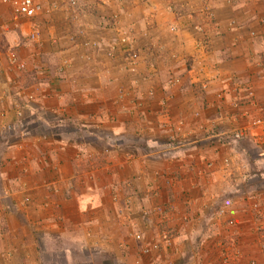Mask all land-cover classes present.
Listing matches in <instances>:
<instances>
[{
	"label": "crops",
	"instance_id": "obj_1",
	"mask_svg": "<svg viewBox=\"0 0 264 264\" xmlns=\"http://www.w3.org/2000/svg\"><path fill=\"white\" fill-rule=\"evenodd\" d=\"M80 1V7L76 8L80 11L73 7L72 12L69 11L70 4L75 6L76 0H68V11L61 15L66 20L65 26H52L48 31L44 29L48 41L46 44L42 37L38 49L33 52L36 56H22L18 65L6 60L7 52L0 56V264H57L59 258L66 257L67 262L68 258L75 257L68 250L58 251L50 242L56 238L57 231H63L61 226L76 225V215H88L95 206L91 192L99 190L95 187L99 185L92 182V186L90 181H82L86 175L82 176L79 166L84 158L78 152L84 146L71 142L68 123L76 125L72 129L74 135L79 129L85 133L103 126L106 135L112 130V135L120 143V135L130 128L123 122V115H131L133 109L137 111L141 107L129 95H133L135 90L120 94L111 89L115 83L125 80L109 75L107 70L116 66L119 54L121 59L125 55L118 40L122 32L120 15L126 18L129 28L151 33L153 40H156L157 31L167 34L176 61L182 60L179 63L186 68L199 69L204 65L203 78L212 90L222 89L226 84L229 99H242L237 108L240 113L250 111L253 106L264 115V0H175L183 2L178 9L171 5V0ZM4 5L0 4V17L4 20L3 25L0 22L1 49L4 43L7 44V36L10 38L14 33L16 39L23 41L22 35H18L20 30L12 25L11 17L3 13ZM173 11L181 17L176 27L182 25L183 29L180 26L182 30L172 35L163 27L165 16L172 18L176 15ZM193 17L197 26L188 32L185 27H190ZM7 26L12 29H7ZM56 30L62 34L55 35ZM19 42L16 40L17 44ZM78 48L91 51L88 57L92 62L83 58L81 50L79 58L68 59V53H76ZM102 60L105 68H102ZM26 63L35 64L34 69L39 64V70H35L37 74L31 75V69L26 72L23 69ZM180 68L184 71L185 67ZM190 71V75L194 74V70ZM107 84H110L108 90L104 89ZM190 99H195L191 93L189 96L181 92L177 95V114L198 110H192V105L187 102ZM138 101L144 102V107L149 102L144 99ZM231 108L216 106L215 114L218 116L212 120L230 113ZM143 121L145 129H152L149 117ZM199 122L193 121L194 131H200ZM247 128L250 127L240 130H244L249 141L255 144L264 142V138L260 141L254 137L261 132L255 133L254 128L248 132ZM215 136L221 135H212L208 140ZM243 140L240 143L246 142ZM230 142L225 144L230 162V169L226 168L230 178L241 176L236 180L240 183L230 179L233 184L224 180L219 185L215 182L212 186L191 187L188 177L193 180L202 178L199 181L208 178L211 182L229 176L218 170L221 169L216 160L219 151L212 147L203 151L197 148L200 145L187 153L181 149L183 145L179 146V156L173 163L178 166L177 174L185 180L183 185L167 186L157 193L156 187L149 183L148 194L161 192L167 199L165 204L149 205V208H164L170 211L168 214L180 219H175L176 230L166 229L168 225L165 223L157 228L158 224L151 222L157 211L154 214L149 209L144 212L145 219L151 218L149 222L156 225L154 228L147 225L145 229L164 241L163 250L153 256L159 257L158 262L146 264H264V187L250 186L252 180L264 177V152L253 158L249 149L243 146L237 148L243 154L234 156L231 152L236 147L232 145L233 139ZM148 143L145 141L146 146L152 145ZM146 153L143 152V158L149 164L150 154ZM189 159L194 162L191 169H188ZM210 161L214 163L209 164L216 165V168L208 169ZM119 167L110 170L112 180L118 177ZM102 168L103 171L96 168L85 173H91L95 179L102 177L110 181V175ZM113 169H117L116 172ZM187 189H191V193ZM64 192L69 194L67 198L62 197ZM183 192H187L183 200L189 197L188 202L182 201ZM148 194L146 198H149ZM191 195L194 196L192 201ZM134 209L138 211L137 204ZM74 210L79 212L74 217L68 216V211ZM189 217L193 221L186 224ZM150 256L143 254L142 249L136 250L134 264H141Z\"/></svg>",
	"mask_w": 264,
	"mask_h": 264
},
{
	"label": "rangeland",
	"instance_id": "obj_2",
	"mask_svg": "<svg viewBox=\"0 0 264 264\" xmlns=\"http://www.w3.org/2000/svg\"><path fill=\"white\" fill-rule=\"evenodd\" d=\"M171 1V5H175L177 9L180 4L183 5L181 1ZM36 2L41 6L39 15L32 19V21H24L23 24L16 26L17 24L13 21L12 9L8 5H4L1 0L2 5L5 7L2 10L3 13L11 17L12 25L20 30V34L18 35H22L21 38L23 39V41H20V38L16 39L14 33L10 38L7 36L5 39L7 44L4 43V48H0V56L7 52L5 53V58L12 65H18V62H20L19 58H22V56H36L33 52L35 49H38L42 37L46 39L45 43L47 44L48 38L44 35V29L48 31L52 26L63 27L66 24V20L61 15L68 11L66 9L68 0H63V2L60 3L56 0H36ZM80 5L81 1L79 2V0H76L75 6L70 4L72 7H70L69 11L73 12V7H75L74 10L80 11V9H76L80 7ZM124 5L126 7L128 6L127 3ZM173 12L176 14V11ZM171 15H173V13H171ZM121 16L122 15H120L119 19L121 18L122 21V32L118 35V40L123 47V52L125 51V55L121 59V55L119 54L118 60L115 62L116 66L108 67L107 70L109 75L115 77L117 75L120 79L124 78L125 80L115 83L111 89L120 94L124 91L135 90L133 95H129L131 97L133 96V101L137 102L141 107L140 109L138 108L137 111L133 109L131 115L130 113L123 115L125 116L123 122L127 126H130V128L122 132L119 140L120 143H118L116 140L117 138L112 135V130H109L110 132L108 131V135H106L107 131H104L103 126L101 129L97 127L96 129L92 128L87 130L86 132L89 131V133L85 132L86 134L83 133V130L79 129L77 134L74 135L72 134L74 132L72 129H74L76 125L71 124V122L68 123V126L71 127L68 129V135L72 137L71 142L74 144H81L82 147L84 146V149L78 152L82 154L84 158L79 168L83 172L82 176L86 175L85 178L82 177L81 179L82 181H90L89 183L92 184V186H94V183H98L99 186L95 187L99 190L95 189L93 190L94 192H91L94 194L93 204L95 206L87 213L88 215L83 216V214L80 213L76 215L79 211H68V216L73 215L74 217L76 215L74 217L77 222L75 223L76 225L72 227H70V225L61 226L63 231H57V234H55L56 238L50 242L51 246L58 251L68 250L69 254L75 255L73 258H68L67 262L66 257L59 258L57 259V264H134L135 251L139 249H142L143 254L151 255L150 258H146L144 261L138 258L141 264H146V262H158L159 257L155 258L153 256L163 250L164 241L158 237L155 238L154 234H151L152 231L146 230L145 228L147 225H151L153 226L152 228H154L156 225L151 224L153 221V223L158 224L157 228H160L161 224L165 223L164 225H168L166 229L176 230L177 222L175 219L180 218L173 217L170 215L171 213L168 214L170 212L169 210L158 207H154V210L151 207L149 208V205H161L159 203L165 204L167 202L166 197L161 194V192L160 194L154 193H159V190L163 191L167 186L174 187L175 185H183L185 183V180L182 179L180 174H177L178 166H176V163H173V161L177 159V156H179L177 154L179 146L183 145L181 149L186 150V153L194 146L197 147L198 145L200 146L197 148H202L203 151L208 148L211 149V147L212 149H217L219 153H217L218 156L216 160L221 167V169L218 170L223 172L226 176L229 174L228 168L226 167L230 169L229 156L225 151L226 141L231 143L230 140L233 139L232 145L236 147V150L231 153H233L234 156H241L243 154L237 149L243 146L249 149L250 155L253 158H256L259 154L264 152V142L255 144L252 140L249 141L247 139L248 137L246 136L247 134L244 135V130H240L243 127L254 128L253 130L255 133L261 132V135L255 134L254 137L258 140L260 139V141L264 138V124L263 127L260 125L254 126V122L259 120L264 121V115L256 110L257 107L255 108L252 106L250 111L244 110L243 113H240V110H237V108L239 109L238 105H240L242 99H229L228 95H226V84L223 85L222 89L217 91L212 90L208 81L203 78L204 65L199 69L193 68L192 66L186 68V65L179 63L182 60L179 62L176 61V58L172 54L174 50L170 47L172 44L169 42V39L166 38L167 34L161 33V30L157 31L160 35L158 36V34H156V40H153L151 33L138 32L134 28H129V24H126V18L123 19ZM179 16L178 12L172 18L165 16V25L163 28H165L169 34L173 35L177 30L180 32L183 29L182 25H180L182 29H180V26L179 28L176 27V24L179 23L178 20L181 19ZM193 19L189 22L190 27H185L188 32L189 29L197 26L194 17ZM0 22L3 25L2 22H4V20H1V17ZM160 25L161 23L157 25V27H160ZM7 29L12 28L7 26ZM55 33V35L59 33L62 34V32L57 30ZM124 39L126 40L123 41ZM16 40L20 42L17 44ZM79 50H81L80 53L83 54V58L86 57L87 60L90 59L88 56L91 51L86 52V50L84 51L82 48H78L76 53H72V51L71 53L67 52L68 59L73 57L75 59L79 58ZM61 55L62 54H60V56ZM88 61L92 62L91 59ZM101 64L102 68L106 67L103 65V60ZM38 65L34 69L33 66H35V64L31 66L26 63L23 69L26 72L31 69L29 72L31 75H34L37 74L35 70H39ZM180 67H185L184 71H182ZM189 68H191L190 70H194V74L190 75L191 71L187 70ZM151 77L153 78L151 79ZM148 79L151 81H147ZM109 86L110 84H107L104 86V89L108 90ZM180 92L188 96L191 93L192 96L195 97V99L187 101L188 104L192 105V110L198 108L195 113H193V111L187 112L186 114L176 113L175 101L177 95H180ZM139 95L146 96L143 99L149 101L147 102V107H144V102L138 101L143 100L139 98ZM206 96H208L207 99L205 98ZM223 105H225V108L231 106V112L221 117L222 120L221 118L212 120L218 116L215 114V107ZM143 109L145 111H142ZM209 111H212L214 114ZM145 117H149L150 126L152 127L150 130L145 129L146 125L143 121ZM131 118H133V120ZM110 120H112L111 117ZM189 121L191 123H189ZM193 121H200V125L198 126L200 131H194L196 126H193ZM250 128H247L248 132H250ZM260 128L262 129L260 130ZM238 133L240 134L239 137L236 136ZM212 135L221 136H215V138L208 140ZM79 139L81 141L80 143L78 142ZM242 139L246 142L240 143ZM145 141L146 143L149 142L148 145H152L146 146ZM237 142H239V144ZM115 149H117V153L114 154L113 151ZM227 149L229 148L227 147ZM143 152L150 154L149 164L145 163ZM174 152H176V155L172 156ZM244 153L247 154L248 152ZM239 156L238 158H240ZM189 161L190 164L188 169H191L194 162L191 161V159H189ZM209 163L214 162L210 161L207 163L208 169L213 167L216 168V165L213 166ZM119 165L120 171L117 174L118 177H114L112 180L111 176L113 175L110 173V170L112 168H117ZM149 165H151L150 169ZM134 166L136 167L137 173L135 172ZM102 167H104L105 173L110 175V181L102 179V177L95 179V177H92L93 175L91 173H85L86 170L89 172L90 170H96V168L103 171ZM139 168L141 170L140 172ZM116 170L117 169H113L115 172ZM249 171L251 172L250 169H248V172ZM199 179L195 178V180H193L188 177L187 181L191 187L199 188L201 186L204 187V185L212 186L215 182L219 185L225 182L224 180H227V182H229L230 179L233 181L237 179L240 180L241 176L238 175V177L230 178L229 174L227 179L222 177L211 182L208 178L204 180L205 182L202 180L199 181ZM201 181L204 183H201ZM150 182L153 187H156V192L151 195L147 193ZM235 183L240 182L236 181ZM256 185L264 187V177L251 181L250 186L253 187ZM187 191L191 193L192 190L190 189L189 191V189H187ZM186 193L187 192H183V195H181L183 196L181 198L182 201H184L183 198L186 197ZM146 194L149 195V198L148 196L146 198ZM68 195V193L64 192L62 197L67 198ZM172 196L174 195L172 194ZM193 197L194 196L191 195L190 201L193 200ZM68 198L70 199V197ZM188 198L189 197H187L184 202H188ZM209 199L213 201L212 196H209ZM70 200L74 199L72 198ZM135 204L138 205V211L136 212L134 209ZM71 205L76 206V204L72 202ZM72 206L68 207L72 208ZM148 209L152 210V212H150L152 214L156 211L157 213L153 215L152 219L148 218V220H146L144 212ZM134 213H136V217ZM174 213L176 214V211H174ZM149 219H151V222H149ZM192 221L193 219L189 217L188 220H185V223L188 224ZM97 227L99 228L98 231ZM150 234L151 236L149 238L148 236Z\"/></svg>",
	"mask_w": 264,
	"mask_h": 264
},
{
	"label": "built area",
	"instance_id": "obj_3",
	"mask_svg": "<svg viewBox=\"0 0 264 264\" xmlns=\"http://www.w3.org/2000/svg\"><path fill=\"white\" fill-rule=\"evenodd\" d=\"M2 2L12 9L13 21L17 25L23 24L24 21H32V19L36 18L41 11V6L36 0H2ZM125 40L126 39L123 41ZM263 122L264 121L262 120L254 122V126L260 125L263 127ZM236 136L239 137L240 134L238 133Z\"/></svg>",
	"mask_w": 264,
	"mask_h": 264
}]
</instances>
